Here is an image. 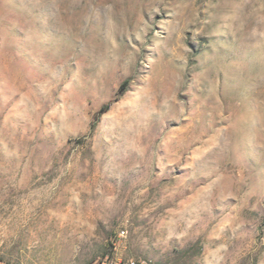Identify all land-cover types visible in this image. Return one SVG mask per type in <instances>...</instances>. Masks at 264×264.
I'll use <instances>...</instances> for the list:
<instances>
[{"label": "rangeland", "instance_id": "1", "mask_svg": "<svg viewBox=\"0 0 264 264\" xmlns=\"http://www.w3.org/2000/svg\"><path fill=\"white\" fill-rule=\"evenodd\" d=\"M114 253L264 264V0H0V264Z\"/></svg>", "mask_w": 264, "mask_h": 264}, {"label": "built area", "instance_id": "2", "mask_svg": "<svg viewBox=\"0 0 264 264\" xmlns=\"http://www.w3.org/2000/svg\"><path fill=\"white\" fill-rule=\"evenodd\" d=\"M126 236H127V231L125 229H122L118 236L119 240L126 238ZM103 264H137V262L133 259L122 258L118 256L116 253H114L113 255H108Z\"/></svg>", "mask_w": 264, "mask_h": 264}]
</instances>
